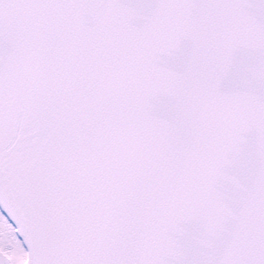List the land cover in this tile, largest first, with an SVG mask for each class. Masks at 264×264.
<instances>
[{"label":"snow or ice","instance_id":"6c2138e0","mask_svg":"<svg viewBox=\"0 0 264 264\" xmlns=\"http://www.w3.org/2000/svg\"><path fill=\"white\" fill-rule=\"evenodd\" d=\"M0 264H264V0H0Z\"/></svg>","mask_w":264,"mask_h":264}]
</instances>
